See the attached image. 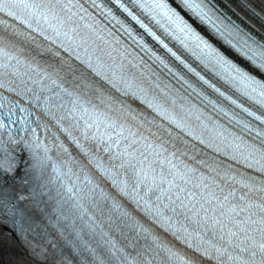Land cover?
I'll return each instance as SVG.
<instances>
[{
  "label": "snow or ice",
  "instance_id": "obj_1",
  "mask_svg": "<svg viewBox=\"0 0 264 264\" xmlns=\"http://www.w3.org/2000/svg\"><path fill=\"white\" fill-rule=\"evenodd\" d=\"M108 2L216 99L101 0H0V224L46 238L55 217L77 264H264V33L219 0H174L215 45L166 0Z\"/></svg>",
  "mask_w": 264,
  "mask_h": 264
},
{
  "label": "bare ground",
  "instance_id": "obj_2",
  "mask_svg": "<svg viewBox=\"0 0 264 264\" xmlns=\"http://www.w3.org/2000/svg\"><path fill=\"white\" fill-rule=\"evenodd\" d=\"M0 264H43L30 257L16 241L0 226Z\"/></svg>",
  "mask_w": 264,
  "mask_h": 264
},
{
  "label": "rangeland",
  "instance_id": "obj_3",
  "mask_svg": "<svg viewBox=\"0 0 264 264\" xmlns=\"http://www.w3.org/2000/svg\"><path fill=\"white\" fill-rule=\"evenodd\" d=\"M17 241V240H16Z\"/></svg>",
  "mask_w": 264,
  "mask_h": 264
}]
</instances>
